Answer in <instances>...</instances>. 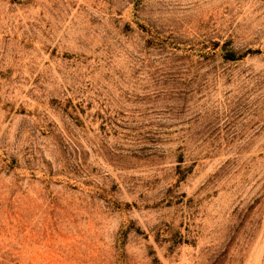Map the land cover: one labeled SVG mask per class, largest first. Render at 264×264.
I'll return each instance as SVG.
<instances>
[{
    "label": "rangeland",
    "instance_id": "rangeland-1",
    "mask_svg": "<svg viewBox=\"0 0 264 264\" xmlns=\"http://www.w3.org/2000/svg\"><path fill=\"white\" fill-rule=\"evenodd\" d=\"M0 264H264V0H0Z\"/></svg>",
    "mask_w": 264,
    "mask_h": 264
}]
</instances>
